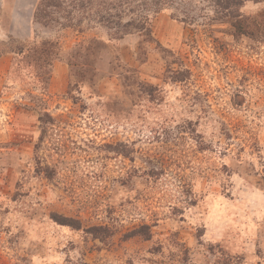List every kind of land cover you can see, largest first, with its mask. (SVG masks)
I'll return each mask as SVG.
<instances>
[{"label":"rangeland","instance_id":"374dc122","mask_svg":"<svg viewBox=\"0 0 264 264\" xmlns=\"http://www.w3.org/2000/svg\"><path fill=\"white\" fill-rule=\"evenodd\" d=\"M0 0V264H264V0Z\"/></svg>","mask_w":264,"mask_h":264},{"label":"trees","instance_id":"16d2710c","mask_svg":"<svg viewBox=\"0 0 264 264\" xmlns=\"http://www.w3.org/2000/svg\"><path fill=\"white\" fill-rule=\"evenodd\" d=\"M45 2L52 3L51 6L54 7V8H56L57 7L58 0H46Z\"/></svg>","mask_w":264,"mask_h":264}]
</instances>
